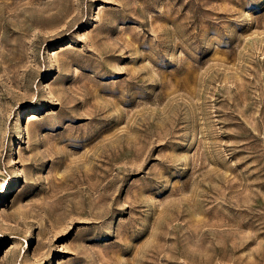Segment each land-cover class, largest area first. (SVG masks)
I'll use <instances>...</instances> for the list:
<instances>
[{
	"label": "rangeland",
	"instance_id": "374dc122",
	"mask_svg": "<svg viewBox=\"0 0 264 264\" xmlns=\"http://www.w3.org/2000/svg\"><path fill=\"white\" fill-rule=\"evenodd\" d=\"M0 264H264V0H0Z\"/></svg>",
	"mask_w": 264,
	"mask_h": 264
}]
</instances>
